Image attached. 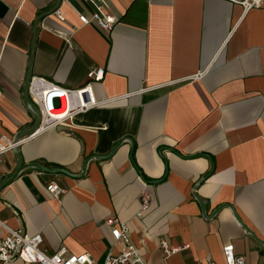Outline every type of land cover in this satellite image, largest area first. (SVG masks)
I'll return each mask as SVG.
<instances>
[{
    "label": "crops",
    "instance_id": "0c3cea01",
    "mask_svg": "<svg viewBox=\"0 0 264 264\" xmlns=\"http://www.w3.org/2000/svg\"><path fill=\"white\" fill-rule=\"evenodd\" d=\"M103 2L119 18L111 32L80 24L78 14L95 11L87 0H0V136L34 122L23 95L30 63L67 88L101 67L91 84L104 101L19 145L23 164L61 170L26 167L0 190V237L40 234L47 254L64 247L103 264L123 246L105 222L115 216L146 264H224L228 243L246 264L263 263L264 0L249 10L228 0ZM15 166L2 155L0 180ZM51 180L59 197L45 189ZM143 191L153 201L137 216ZM223 203L256 238L229 207L210 215ZM161 240L190 247L166 255Z\"/></svg>",
    "mask_w": 264,
    "mask_h": 264
},
{
    "label": "built area",
    "instance_id": "2783aa9c",
    "mask_svg": "<svg viewBox=\"0 0 264 264\" xmlns=\"http://www.w3.org/2000/svg\"><path fill=\"white\" fill-rule=\"evenodd\" d=\"M95 7V11L88 16L78 14L80 24L85 25L90 22L95 23L105 32H111L119 18L112 12L104 9L103 0H87ZM242 6L244 10L260 7L263 0H228ZM54 14L63 20L64 16L59 9ZM103 69L101 67L91 68L87 73L88 80L76 88H67L58 85L44 77L32 75L28 84V96L32 105L37 109L40 120L38 125L30 132L26 133L18 141L0 136V157L12 152L13 147L32 139L61 123L70 120L75 114L85 112L93 107L100 106L104 101L96 99L92 88V81L102 79ZM45 189L53 197H59L65 190L55 181H49ZM140 208L137 216H142L153 201V195L148 191H143L139 197ZM106 224L110 228V233L114 241H122L123 246L118 253L109 251L103 264H146L138 248L131 242L126 223L120 222L115 216L106 219ZM42 237L40 234L29 235L19 229H7V234L0 237V263L7 264L14 259H20L27 263L37 264H92V259L87 253H68L64 247L52 254L45 253L40 244ZM166 255L179 253L190 247L189 244L170 245L165 240L160 241ZM224 264H246L243 257L234 253V246L228 243L222 247ZM208 264H215L210 261ZM261 264H264L261 263Z\"/></svg>",
    "mask_w": 264,
    "mask_h": 264
},
{
    "label": "water",
    "instance_id": "95a60500",
    "mask_svg": "<svg viewBox=\"0 0 264 264\" xmlns=\"http://www.w3.org/2000/svg\"><path fill=\"white\" fill-rule=\"evenodd\" d=\"M60 1V0H58ZM57 6V5H56ZM55 6V7H56ZM31 63L28 67V71H27V74H26V79H25V84H24V101H25V104L27 106V108L33 113L34 115V122L31 126L23 129L22 131H20L18 133V135H16L15 137V141H18L21 137H23L26 133L32 131L39 123V120H40V115L37 111V109L32 105L30 99H29V96H28V84H29V81H30V77L32 76V71H31ZM117 145H115V147L112 149L111 153L114 151V149L116 148ZM18 150H19V146L16 145L15 147H13L12 149V153L16 159V166L14 168V170L6 177H4L2 180H0V190L6 186L7 184H9L11 181H13L17 175L21 172V170H23L24 168L26 167H30V166H34V167H38V168H41L43 170H46V171H60L61 169H56V168H53V169H49V168H45V167H42L41 165L37 164V163H28V164H23L21 162V159H20V156H19V153H18ZM97 157V156H96ZM87 162L84 163V165L86 164ZM196 199L199 201L201 207H202V210L204 212L207 211L208 209V201L206 200H203V199H200L199 197H196ZM223 207H229L235 218L241 223V225L245 228V230L250 234L252 235L254 238H256L255 234L243 223L240 221L239 217L237 216L234 208L232 207V205L230 204H220L217 208H215L212 212H211V216H214L216 215Z\"/></svg>",
    "mask_w": 264,
    "mask_h": 264
}]
</instances>
